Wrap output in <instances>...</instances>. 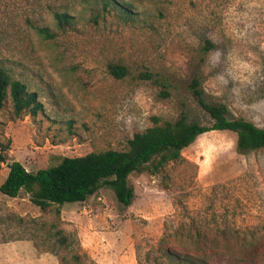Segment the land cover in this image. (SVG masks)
I'll list each match as a JSON object with an SVG mask.
<instances>
[{"label": "rangeland", "instance_id": "1", "mask_svg": "<svg viewBox=\"0 0 264 264\" xmlns=\"http://www.w3.org/2000/svg\"><path fill=\"white\" fill-rule=\"evenodd\" d=\"M124 1L135 21L93 1L0 0V67L43 105L35 117L15 116L11 100L0 110V143L9 145L0 147V185L14 161L37 172L64 157L127 150L155 117L162 124L186 111L211 124L188 90L198 75L209 102L264 128V0ZM52 11L69 12L75 28L58 30ZM28 19L56 38L40 37ZM206 41L214 48L202 60ZM111 62L129 74L115 78ZM236 142L231 131L207 132L161 172L131 175L129 207L108 186L45 211L24 191L0 192V264H173L166 250L264 264V149L240 154Z\"/></svg>", "mask_w": 264, "mask_h": 264}, {"label": "trees", "instance_id": "2", "mask_svg": "<svg viewBox=\"0 0 264 264\" xmlns=\"http://www.w3.org/2000/svg\"><path fill=\"white\" fill-rule=\"evenodd\" d=\"M93 1L102 6L106 12L116 13L120 19L132 22L137 12L131 3L124 0H83ZM58 30L67 32L75 28V17L66 11H52ZM30 27L42 38L53 40L57 32L49 26L37 25L27 20ZM214 48L213 43L206 41L201 49L204 56ZM110 73L117 79H123L129 74L128 68L121 63H109ZM141 78L154 80L149 72L142 73ZM161 84V82L159 81ZM188 90L201 109L211 119V124L190 120L186 111L174 121L153 119L154 126L144 132L135 133L129 141L127 150L93 151L79 157H64L57 165L31 172L26 167L14 161L9 165V172L0 185V192L10 198L18 197L22 191L29 195L30 201L42 211L52 205L63 206L68 202H85L96 194L103 186L113 189L117 200L125 207L132 205L135 197L134 188L129 183L133 174L149 172L157 174L171 162L182 159L183 151L191 146L199 136L211 131H231L236 134L238 153L247 154L264 149V128L243 117L232 115L225 103L209 102L202 88L201 78L194 77L188 85ZM163 95L170 96L168 91ZM12 101L14 114L21 117L24 114L35 117L42 110L38 93L30 91L27 85L14 78L6 67H0V110ZM6 151L9 145L0 143ZM5 156L0 153V163L5 162ZM60 214V210H57ZM57 234L63 235L62 231ZM165 257L173 264H207L205 259L188 254H180L166 250Z\"/></svg>", "mask_w": 264, "mask_h": 264}]
</instances>
